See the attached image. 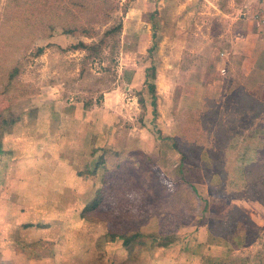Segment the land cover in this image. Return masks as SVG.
I'll use <instances>...</instances> for the list:
<instances>
[{
	"label": "rangeland",
	"instance_id": "374dc122",
	"mask_svg": "<svg viewBox=\"0 0 264 264\" xmlns=\"http://www.w3.org/2000/svg\"><path fill=\"white\" fill-rule=\"evenodd\" d=\"M124 1L105 25L80 14L92 38L40 39L0 0V113L17 119L0 125V264H264V0ZM119 17L115 42L81 49ZM242 91L259 116L235 122L256 135L232 121L219 144Z\"/></svg>",
	"mask_w": 264,
	"mask_h": 264
},
{
	"label": "trees",
	"instance_id": "16d2710c",
	"mask_svg": "<svg viewBox=\"0 0 264 264\" xmlns=\"http://www.w3.org/2000/svg\"><path fill=\"white\" fill-rule=\"evenodd\" d=\"M133 0H125L121 5L120 12L121 14H126L127 8L129 4ZM78 7V10H74L72 7ZM11 9L13 13H15V18L13 19L14 23H12L11 27H16L17 30H26L28 31L31 37H37L40 39H47L53 36V34L57 31L58 24H64L61 27V32L68 34H75L81 32V34L85 37L92 38V34L94 32L93 27H86L85 25L76 26L77 21L81 16H86V18H90V20L102 18L104 20V25L108 24L107 20L110 19L111 12L115 9L112 7L111 2L109 0H11ZM11 10V11H12ZM82 18V17H81ZM73 23L74 25H70ZM122 31V22L120 17L118 20L114 21L107 27L98 40L97 43L92 45H86L83 42L80 43L81 49L84 51H89V53L97 54L102 51V48L106 46V44L111 40L115 42L120 36ZM6 35L5 38H11L10 33L4 32ZM43 51L42 47L35 48V56H39ZM17 73L16 67L13 66L9 68V72L7 73V78L10 81ZM151 89L154 90V85L151 86ZM235 99V104H233V108L235 111L232 114L228 115H219L216 116L217 119L215 123H212V129H210L219 142V144L224 145L230 138L227 134V126L232 127L230 122H234L235 124V132L242 136L244 142L248 143V140H251L254 135H256V130L253 129L245 133V130L240 131V127L243 124V120L239 119V121L235 122L238 117H245L249 115L251 110L255 111V106H259V103L256 102L250 95L245 92H240L233 95ZM247 101V102H246ZM246 102V103H245ZM208 104V100L205 101V106ZM154 107V104H152ZM232 105V104H231ZM254 105V108L251 109V106ZM246 108V110H245ZM245 110V114L243 111ZM0 125L7 126L8 124H13L17 119L14 115L6 114L5 112L0 113ZM6 115H9L7 117ZM259 113L254 112L253 117H258ZM237 117V118H236ZM228 119L226 122L225 119ZM229 123V124H227ZM230 125V126H229ZM234 129V128H233ZM248 130V129H247ZM211 132V133H212ZM175 148L183 154L182 160L185 161L186 158L189 159L188 155L183 153L182 146L179 142L174 141ZM191 153L190 151H188ZM116 155L118 153L115 152ZM186 157H185V155ZM193 157V155H191ZM98 163H102V159ZM205 166V165H204ZM105 200V190L100 189L97 191L96 195L91 199V201L85 205L83 211L81 213V217L83 219H89V213L96 211ZM108 236L111 240H114L117 235L113 233H109ZM122 238V244L124 246H128L131 240L135 237V234L129 236H120ZM239 261L236 259L226 258L221 259L219 264H239Z\"/></svg>",
	"mask_w": 264,
	"mask_h": 264
},
{
	"label": "crops",
	"instance_id": "0c3cea01",
	"mask_svg": "<svg viewBox=\"0 0 264 264\" xmlns=\"http://www.w3.org/2000/svg\"><path fill=\"white\" fill-rule=\"evenodd\" d=\"M262 7L264 8L263 4H262ZM255 18H258V16L255 15ZM256 22H257V24H259V26L262 28V31H263V29H264V16H262V20L261 21L260 20H256ZM262 34L261 33H256L255 36L257 38H260V36H262ZM246 51H249V50L246 49ZM242 56H243V58H242L243 64L241 65V68H242L243 72L247 73L248 71H250V68L252 67L253 64H249L248 65V62H247V65H246L245 63H246V61H249V60H252V59L254 61V59L256 58V53H253V52L252 53H250V52L246 53V52H244ZM244 68H245V70H244Z\"/></svg>",
	"mask_w": 264,
	"mask_h": 264
}]
</instances>
